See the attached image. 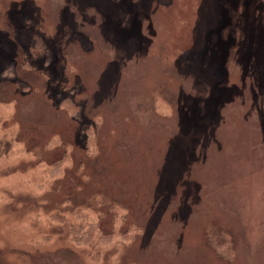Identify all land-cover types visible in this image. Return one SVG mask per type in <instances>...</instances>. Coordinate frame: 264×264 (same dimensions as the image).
Wrapping results in <instances>:
<instances>
[{"label":"rangeland","instance_id":"rangeland-1","mask_svg":"<svg viewBox=\"0 0 264 264\" xmlns=\"http://www.w3.org/2000/svg\"><path fill=\"white\" fill-rule=\"evenodd\" d=\"M9 64L0 264H264V0H0Z\"/></svg>","mask_w":264,"mask_h":264},{"label":"trees","instance_id":"trees-1","mask_svg":"<svg viewBox=\"0 0 264 264\" xmlns=\"http://www.w3.org/2000/svg\"><path fill=\"white\" fill-rule=\"evenodd\" d=\"M33 45L35 46V48L39 51H42L43 50V42L40 41V38L38 39L37 36H34L33 37ZM41 56L43 54H40ZM14 65L13 64H9L7 67H5L4 70L0 71V77L5 79L4 81H8V82H13L15 84V87L17 89H21L22 87L24 88L25 86H27V81L25 80V78L23 77H18L17 74H16V71L18 72V69H15L13 67ZM1 83V82H0ZM4 87V85H0V88ZM7 86H5L2 90L3 91H0V93L2 94H6L7 91H5V88ZM7 138V137H5ZM9 139H3V140H0V146H6L7 148H9L11 145H10V141H8ZM3 141V142H2ZM5 141V143H4ZM10 142V143H9Z\"/></svg>","mask_w":264,"mask_h":264}]
</instances>
